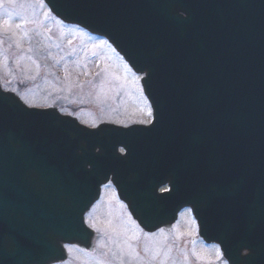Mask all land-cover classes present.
Returning a JSON list of instances; mask_svg holds the SVG:
<instances>
[{"label": "water", "instance_id": "95a60500", "mask_svg": "<svg viewBox=\"0 0 264 264\" xmlns=\"http://www.w3.org/2000/svg\"><path fill=\"white\" fill-rule=\"evenodd\" d=\"M46 3L145 74L153 120L89 129L0 89V264L91 251L84 213L109 181L145 232L189 207L229 264H264V0Z\"/></svg>", "mask_w": 264, "mask_h": 264}, {"label": "rangeland", "instance_id": "374dc122", "mask_svg": "<svg viewBox=\"0 0 264 264\" xmlns=\"http://www.w3.org/2000/svg\"><path fill=\"white\" fill-rule=\"evenodd\" d=\"M42 0H0V80L29 106H56L86 126L148 124L142 75L97 35L61 23ZM64 24V25H63ZM107 184L86 213L92 253L68 247L62 264H226L197 236L189 211L170 229L144 233Z\"/></svg>", "mask_w": 264, "mask_h": 264}]
</instances>
